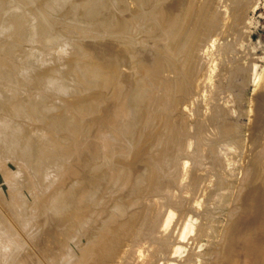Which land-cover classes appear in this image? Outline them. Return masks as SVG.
<instances>
[{"label": "bare ground", "instance_id": "6f19581e", "mask_svg": "<svg viewBox=\"0 0 264 264\" xmlns=\"http://www.w3.org/2000/svg\"><path fill=\"white\" fill-rule=\"evenodd\" d=\"M113 1L0 0V264H175L236 148L224 221L195 210L213 244L180 263L264 264V66L243 134L214 104L250 0Z\"/></svg>", "mask_w": 264, "mask_h": 264}, {"label": "rangeland", "instance_id": "374dc122", "mask_svg": "<svg viewBox=\"0 0 264 264\" xmlns=\"http://www.w3.org/2000/svg\"><path fill=\"white\" fill-rule=\"evenodd\" d=\"M151 1V0H150ZM113 2H115L114 4L118 7V5H119V7H121V5H125V3H122V1L120 2V4H119V2H118V0L116 1H113ZM124 2V1H123ZM71 9L70 10H72L73 8L72 7H70ZM67 10H68V12H70L69 11V8H67L65 11H62L61 9H60V12L62 11V12H66L67 13ZM123 10H125V9H123ZM58 11V10H57ZM127 10H125V12H126ZM72 12H73V10H72ZM244 16H243V23L241 22V24H240V27H238V28H240V29H238V30H240L239 31V34H237V32H236V34L238 35V36H240V37H238L236 34H233L232 35V37H231V39L233 38V36L235 35L236 37H234L233 38V40L235 39L236 41H229V42H232V44H233V48L235 49H233L232 51V53H229V54H231V55H229L228 56V58H230V59H228L227 57H224V58H221L220 59V57L218 58V59H216L215 58V64L214 65H216L215 67H216V70H217V72L218 73H216L215 71H214V69H215V67L213 68V73H216L214 76H213V81H214V84H217V85H215L216 87H218L219 89H220V91L222 90V88L223 87H225V89L223 88V91H221L222 93V95H223V99L221 100V101H217V102H214V104H216V106L219 108V105H220V107H222V111L223 112H221L222 114L220 115H218L219 116V118H217L218 120V122L219 123H221V119H222V121L223 122H227L229 125L231 124H233L232 126L235 128V127H237L236 129H231L230 131H234L235 132V130H236V133L239 131V133H242V132H244L243 130H245V128H246V125H247V110H248V105H249V100H250V96H251V94H252V91L254 92V89H255V86H256V83H257V81L255 80V73L256 72H260V70L263 68V66H264V0H250L249 2H248V4H247V8H246V11H245V13L243 14ZM70 16V15H69ZM241 26H242V28H241ZM237 30V31H238ZM242 32V33H241ZM242 36V37H241ZM238 39V40H237ZM236 47V48H235ZM220 53H222L223 54V52H220ZM225 53V52H224ZM235 55V56H234ZM218 57V56H217ZM239 57V58H238ZM228 59V61H230L229 63H228V61L226 60V59ZM234 60H233V59ZM205 59V58H204ZM204 59H203V62H204V64L203 65H201L203 68H204V65H206L205 64V61L207 60V59H205V61H204ZM221 61H220V60ZM222 59H224L223 61H222ZM237 59V60H236ZM235 61H237L236 63L238 64V66H240V67H242L241 69H239L238 71L240 72V70H241V73H242V70H243V68H245L244 69V71H245V73L247 72V74H246V78L247 79H243L244 77H245V73H244V71H243V73L244 74H238L239 72H237V74H236V72L235 73H233V72H230V70H231V68L230 67H232V65H234L233 63H235ZM223 63V64H220V63ZM232 62V63H231ZM242 62V63H241ZM217 63V64H216ZM230 63L232 64L231 66H227L228 64L230 65ZM235 63V64H236ZM241 63V64H240ZM236 64V65H237ZM219 66V68H218V66ZM255 65V66H254ZM244 66V67H243ZM206 67H207V65H206ZM206 67L204 68V69H206ZM223 67H225L224 69H223ZM218 69H219V71L221 70L222 72L220 73L219 71H218ZM230 69V70H229ZM252 69V70H251ZM255 69H256V71H255ZM224 70V71H223ZM254 70V71H253ZM251 71H253V74H252V72ZM255 72V73H254ZM220 73V75H218ZM232 73V74H231ZM232 76H231V75ZM230 76L232 77V78H230ZM235 78V80L233 81V79ZM251 78V79H250ZM253 78V79H252ZM230 80H232L233 82H234V84H233V82L232 81H230ZM251 80V81H250ZM232 82V83H231ZM255 82V83H254ZM229 83H231L230 85H229ZM232 84H233V86H232ZM227 85H229V86H227ZM224 92V93H223ZM227 95V96H226ZM197 102H195V104H196ZM199 103H201V102H199ZM197 104V105H195L194 104V106H195V108L196 107H198L200 104ZM224 106H222V105ZM202 103H201V105L199 106V108L201 109L202 107ZM192 106H190V108H191ZM216 107V108H217ZM198 108V109H199ZM215 108V109H216ZM204 110H205V108H203ZM202 109V110H203ZM220 109V108H219ZM204 110H203V112H204ZM217 110V109H216ZM194 116V115H193ZM217 116V117H218ZM220 116H223V118L222 117H220ZM191 118H193L194 119V117H191ZM196 118V117H195ZM216 121V122H217ZM222 122V123H223ZM218 124V123H217ZM234 124L236 125V126H234ZM212 125H214V124H212ZM209 126V125H208ZM215 126V125H214ZM240 128V129H239ZM209 130H212V128H210ZM234 132H229L230 134H234ZM210 133H212V132H210ZM234 134V135H237V134ZM230 134H226V135H228V136H230V138L232 137V135H230ZM243 134V133H242ZM221 136V138L219 137V134H218V137H219V139H224V138H228V136H224V137H222V134L220 135ZM214 137H217V136H214ZM234 137V136H233ZM212 139L213 137H209V139ZM215 139H218V138H215ZM207 140H208V138H207ZM211 141V140H210ZM210 144H211V142H210ZM192 146H194L195 147V144L194 145H192ZM208 148V147H207ZM207 148H205L206 149V151H204V149H203V155L205 156H203V162H205V163H207L208 165H211V163L213 162L211 159H212V156H211V154H210V149L209 150H207ZM206 152V153H205ZM239 149L238 148H236L235 150H232V151H230V153L232 154H224V155H226L228 158L224 161V163L223 162H221V161H219V169H221L222 168V171H223V173H222V171L220 170V172L219 171H217V169L218 168H213V169H215L216 170V174L214 173V171L215 170H210V169H208L207 167V165L206 164H204V166L206 165V168H205V170L208 172L207 173V178H206V185L207 186H203V187H201V188H199V187H195L194 186V189H193V193H194V195H198V196H202L201 198L203 199V201L205 202H207V204H205V206H204V208L206 207V210L208 209V207L209 206H207V205H210L211 207L214 205L215 207H212L211 209L213 210V209H215V210H217L216 209V207H223V205H226V202H225V200L224 199H226V197L224 196L223 198L221 197V196H223V195H226V193L225 194H220V187L219 186H217V183L215 184V181L216 182H219L218 181V179H219V177H223V175H225L228 179H230V180H225L226 179V177L224 176L223 178H225L224 180H225V182L226 183H223L222 185L223 186H226V187H223L224 189H222V190H224L223 192H225L226 191V189H228L229 188V186H231L233 183H229V181L230 182H234V181H236V184L238 183V179L244 174V167H243V165L241 164V162L239 163V161H238V163H237V160H235V158H237L238 157V155H239ZM205 153V154H204ZM224 153H226V152H224ZM234 156H235V158H234ZM182 157H184V156H182ZM181 157V158H182ZM187 157V156H186ZM180 158V159H181ZM186 159V158H185ZM191 159L192 158H190L189 159V157H188V160H190V164L192 163V161H191ZM212 161V162H211ZM210 164H209V163ZM194 163V164H193ZM193 163H192V165H195V162L193 161ZM237 164V166H235ZM241 164V165H240ZM192 165H189V166H192ZM218 165H217V167H218ZM216 166V165H215ZM226 166V167H225ZM234 166L236 167V168H234ZM239 166V167H238ZM192 167H194V166H192ZM225 167V168H224ZM242 167V168H241ZM228 168H230V169H228ZM241 168V169H240ZM189 169H190V167H189ZM193 169V168H192ZM218 169V170H219ZM225 169H227V172H226V170ZM238 169V170H237ZM243 169V170H242ZM229 170V171H228ZM230 170L231 171H237V172H240V173H235V172H233V174H232V172H230ZM240 170V171H239ZM213 171V172H212ZM218 172V173H217ZM225 172H226V174L228 173V175H229V173L231 174V175H235L234 177L233 176H231V175H226L225 174ZM219 173L221 174V176H219ZM243 173V174H242ZM210 174V176L208 177V175ZM223 174V175H222ZM238 174V175H237ZM240 174V175H239ZM219 177H218V176ZM2 175H0V188L1 189H3L4 190V187L6 188V184H5V181L3 180V177H1ZM230 176H231V178H230ZM236 176H238V179H237V177ZM218 179H217V178ZM235 178H236V180H235ZM242 178V177H241ZM241 178L239 179V181L241 180ZM188 179V178H187ZM210 179V180H209ZM231 179H232V181H231ZM197 180V179H196ZM199 180V179H198ZM200 181V180H199ZM198 181V182H199ZM197 181H196V183H198ZM208 182H209V184H208ZM228 182V183H227ZM235 183V182H234ZM240 183V182H239ZM243 183V182H242ZM242 183H240V186H241V184ZM200 184V183H199ZM226 184V185H225ZM227 184H229V185H227ZM244 184V183H243ZM195 185H197V184H195ZM218 185H219V183H218ZM222 185H221V188H222ZM239 185V184H238ZM245 185V184H244ZM244 185H243V187H244ZM227 186H228V188H227ZM219 187V188H218ZM242 187V186H241ZM226 188V189H225ZM228 191V190H227ZM226 191V192H227ZM218 193L221 195L220 196V199L222 200V202L220 201V199H219V195H218ZM222 193V192H221ZM216 195H218L217 197V199L216 200H214L215 198H216ZM189 196V195H188ZM212 197H214V198H212ZM206 200H205V199ZM217 200H219V201H217ZM203 201H202V204H199V205H201V206H195V208H194V206H193V209L191 210V214H189L188 216H191V218L192 219H190V220H193L192 222H193V228H195V229H193L192 231L190 230V229H187V230H189V233H187L188 231H186V233H187V236H184V237H186V238H182L183 240H181L180 239V243H181V241H182V249H180V252L182 253V255L180 254L179 255V253H178V255L175 257V258H173V259H175L174 260V263L175 264H181L180 263V259H181V257H183V258H185V256L187 255H189V253L191 252V251H193L194 249H196V250H194V256H196V257H198L199 259H201L200 257L201 256H197V255H199L200 254V251H204V250H208L209 248H210V246H212V242H213V240H214V238H212L210 235H208L207 234V236H206V234H202V236H200L199 234H198V236H197V227H199V225L202 223V222H204L205 220H207L208 218H209V216H208V213H209V215H211V212H212V210L210 209V207H209V211H208V213L206 212V210H205V212L207 213V215H206V213L204 212V209L202 208L203 206L202 205H204L203 204ZM211 201H216V204H215V202H211ZM205 202V203H206ZM208 202H209V204H208ZM220 202L221 204H218V203ZM225 202V203H224ZM210 203H213V205L212 204H210ZM222 205V206H221ZM200 207V212L198 213V212H196L195 210L196 209H198ZM219 207V208H220ZM222 209H224V207L222 208ZM221 209V210H222ZM199 210V209H198ZM215 210H213L214 212H215ZM220 210V209H219ZM218 210V211H219ZM195 211V212H194ZM217 211V213H219L220 214V212H223V210L222 211H220V212H218ZM204 212V214L206 215H204L205 216V219H204V221H203V218L202 217H204V216H202V217H200L201 215H203L202 213ZM214 212L212 213V215H211V218H209L210 220L212 219V217H215L216 215H217V213L215 212V214H214ZM200 215V216H198V214ZM213 214H214V216H213ZM217 215L218 216V218H219V216H220V218H219V220H221V222L218 220V218H216L217 219V223H222V221H224V215H223V213H221L220 215ZM178 215H179V210H177V209H175V214L173 215V222H175L176 221V219H177V217H178ZM223 215V216H222ZM216 216V217H217ZM209 219L207 220V221H209ZM189 220V221H190ZM191 222V221H190ZM219 223V224H220ZM174 224V223H173ZM192 224V223H191ZM173 227V226H172ZM191 231V232H190ZM185 233V234H186ZM197 236V237H196ZM207 237H209L212 241H209L210 239L209 238H207ZM184 240H185V242H184ZM189 240V241H188ZM207 240H208V242L210 243H208L207 242ZM195 241V242H194ZM184 243V244H183ZM208 243V244H207ZM180 244V245H181ZM200 244V245H199ZM198 245V246H197ZM207 245H208V248H206L207 247ZM210 245V246H209ZM193 249V250H192ZM191 250V251H190ZM206 250V251H207ZM196 251H198L199 252V254H196ZM206 251H204V252H206ZM203 252V253H204ZM202 253V252H201ZM202 253V254H203ZM196 254V255H195ZM201 254V255H202ZM190 255H193V253L192 254H190ZM203 257V256H202ZM179 258V260H177ZM182 258V259H183Z\"/></svg>", "mask_w": 264, "mask_h": 264}]
</instances>
